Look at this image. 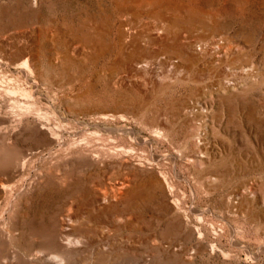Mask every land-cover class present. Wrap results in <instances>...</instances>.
Here are the masks:
<instances>
[{
    "label": "rangeland",
    "instance_id": "1",
    "mask_svg": "<svg viewBox=\"0 0 264 264\" xmlns=\"http://www.w3.org/2000/svg\"><path fill=\"white\" fill-rule=\"evenodd\" d=\"M0 264H264V0H0Z\"/></svg>",
    "mask_w": 264,
    "mask_h": 264
},
{
    "label": "bare ground",
    "instance_id": "2",
    "mask_svg": "<svg viewBox=\"0 0 264 264\" xmlns=\"http://www.w3.org/2000/svg\"><path fill=\"white\" fill-rule=\"evenodd\" d=\"M22 66L23 67H29V62H28V60H26L25 62H23L22 63ZM54 260H56V261H58V262H65V260H66V256L65 255H56V256H54V258H53ZM65 259V260H64Z\"/></svg>",
    "mask_w": 264,
    "mask_h": 264
}]
</instances>
